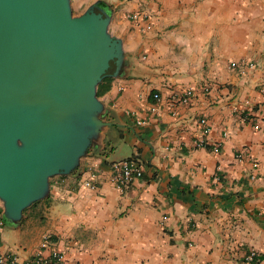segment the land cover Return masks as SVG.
Masks as SVG:
<instances>
[{
	"label": "crops",
	"instance_id": "1",
	"mask_svg": "<svg viewBox=\"0 0 264 264\" xmlns=\"http://www.w3.org/2000/svg\"><path fill=\"white\" fill-rule=\"evenodd\" d=\"M71 2H100L122 40L121 72L98 96L113 124L3 229L27 252L48 236L65 264H264V132L248 120L264 102V0ZM201 118L210 131L197 146ZM131 157L142 176L120 191L110 165Z\"/></svg>",
	"mask_w": 264,
	"mask_h": 264
},
{
	"label": "water",
	"instance_id": "2",
	"mask_svg": "<svg viewBox=\"0 0 264 264\" xmlns=\"http://www.w3.org/2000/svg\"><path fill=\"white\" fill-rule=\"evenodd\" d=\"M97 3L0 0V202L7 222L72 173L113 123L97 86L122 69V40Z\"/></svg>",
	"mask_w": 264,
	"mask_h": 264
},
{
	"label": "built area",
	"instance_id": "3",
	"mask_svg": "<svg viewBox=\"0 0 264 264\" xmlns=\"http://www.w3.org/2000/svg\"><path fill=\"white\" fill-rule=\"evenodd\" d=\"M138 14H132L133 18H137ZM243 67L253 68L255 65L252 62H241L238 64ZM234 62L231 63L232 67L238 66ZM203 86V84H201ZM260 91L264 94V82L260 84ZM192 90L188 89L183 93L174 94L173 98L178 96L179 100L182 102H187L189 96L191 95ZM153 98L155 100L159 99V94L154 93ZM154 111L155 108L153 107ZM252 116L248 119L252 123L254 130L264 132V102L259 105L252 107ZM203 126V131L200 136L195 138L194 143L197 146H203L205 141V134L210 131L209 123L205 118H201L199 121ZM225 135V134H224ZM215 150L218 148V144L214 145ZM237 157L239 159L244 158L243 153H238ZM111 168V178L112 181L116 184L120 191L128 190L132 187L133 182L136 179L141 178L143 168L142 162L137 157L126 158L112 162L110 165ZM254 176L252 175L251 178ZM219 180V177L216 178ZM85 185L95 188V185L89 181L85 182ZM3 209L0 202V233L3 229ZM26 254V255H23ZM256 251L252 250L248 255L247 259L252 261L256 258ZM65 255L53 247L48 236H44L37 249L27 252L25 249L16 248L15 250H6L0 253V264H65Z\"/></svg>",
	"mask_w": 264,
	"mask_h": 264
},
{
	"label": "rangeland",
	"instance_id": "4",
	"mask_svg": "<svg viewBox=\"0 0 264 264\" xmlns=\"http://www.w3.org/2000/svg\"><path fill=\"white\" fill-rule=\"evenodd\" d=\"M73 13L74 14H80L86 7H77L76 3H72ZM126 150H123L122 153H125ZM14 229V226L12 228H4L2 230V235L5 238V245L9 247L10 249L15 250L16 248L27 246V242L25 238H22V236L13 234L11 230Z\"/></svg>",
	"mask_w": 264,
	"mask_h": 264
},
{
	"label": "trees",
	"instance_id": "5",
	"mask_svg": "<svg viewBox=\"0 0 264 264\" xmlns=\"http://www.w3.org/2000/svg\"><path fill=\"white\" fill-rule=\"evenodd\" d=\"M96 3H97L99 6H102L100 2H96ZM109 80H110V78H104V79L102 80V82L97 86V96H100V95L105 91L106 87H105L104 83L107 82V81H109ZM220 179H221V178H220ZM38 202H39V201H38ZM38 202H35L34 204H32V205L30 206V208L36 206V204H37ZM3 221H4V223H7L6 219L4 218V215H3Z\"/></svg>",
	"mask_w": 264,
	"mask_h": 264
}]
</instances>
